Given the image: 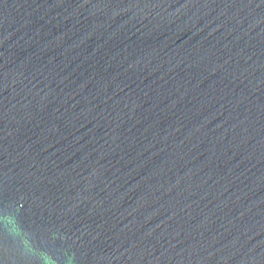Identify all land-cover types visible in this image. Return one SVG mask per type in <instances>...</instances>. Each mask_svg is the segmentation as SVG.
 Segmentation results:
<instances>
[{"label": "water", "instance_id": "obj_1", "mask_svg": "<svg viewBox=\"0 0 264 264\" xmlns=\"http://www.w3.org/2000/svg\"><path fill=\"white\" fill-rule=\"evenodd\" d=\"M0 264H264V0H0Z\"/></svg>", "mask_w": 264, "mask_h": 264}]
</instances>
